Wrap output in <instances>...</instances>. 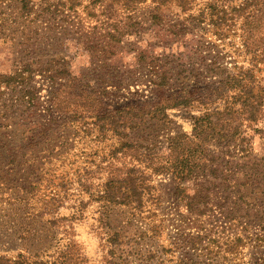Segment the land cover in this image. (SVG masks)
I'll return each instance as SVG.
<instances>
[{
	"label": "rangeland",
	"instance_id": "1",
	"mask_svg": "<svg viewBox=\"0 0 264 264\" xmlns=\"http://www.w3.org/2000/svg\"><path fill=\"white\" fill-rule=\"evenodd\" d=\"M211 1L226 9L237 0H32L29 14L16 15L11 31L5 30L8 38H0V75L26 62L34 73L25 88L18 86L29 95L0 88V264H60L67 255L72 264H193L190 242L198 223L207 241L233 237L210 211L197 217L174 194L166 136L184 134V149L192 150L198 140L187 109L197 115L202 104L190 99L191 108L168 109L167 120H150L122 140L154 144L155 154L146 159L144 148L115 152L120 139L91 120L52 112L46 78L66 69L80 81L106 87L104 101L112 108L157 103L147 82L155 73L171 74L178 89L192 85L204 93L222 76L248 67L254 84L264 87V59L250 62V47L243 46L246 38L250 46L259 43L264 23L248 33L239 20H210ZM47 120L56 127L35 145ZM258 127L264 124H250L246 137L250 149L264 156ZM206 148L225 151L221 145ZM133 166L146 186L142 209L102 208L107 178ZM253 254L243 246L220 252L214 261L248 264Z\"/></svg>",
	"mask_w": 264,
	"mask_h": 264
},
{
	"label": "trees",
	"instance_id": "2",
	"mask_svg": "<svg viewBox=\"0 0 264 264\" xmlns=\"http://www.w3.org/2000/svg\"><path fill=\"white\" fill-rule=\"evenodd\" d=\"M14 5L18 6L14 8ZM31 8L32 0H0V38H8L5 30L11 31L16 23V15L29 14ZM225 8L219 7L214 1L208 3L207 14L210 20H239V28L242 27L243 31L246 28L248 33L251 28L261 29L259 26L264 23V0H237L234 5L227 4ZM243 40V46L250 47L247 50L250 62L264 59V33L254 46L249 45L247 38ZM32 68V64L26 62L11 73L0 75V88L24 91L19 90L18 86L26 87L24 84L31 79L30 74L34 73ZM239 69L236 73L220 76L215 82L214 90L204 93L192 90V85L178 89L174 86L171 74L155 73L154 77H148L147 82L152 96L154 95L153 100L160 99L157 103L128 102L117 108L110 107L104 101L105 94L108 93L106 87L80 81L66 69L50 73L46 77L50 83L52 112L67 115L68 120H91L100 132L110 130L120 139V147H116L115 152L144 148L148 153L142 152L141 155L146 159H151L155 154L154 144L142 147L135 141L122 140L143 129L150 120H167L168 109L180 106L191 108L190 99L202 104L196 109L197 115H191L192 110L187 109L193 126L192 136L198 140L192 150L184 149L187 138L184 134L166 136L175 165V170L172 171V178L177 181L174 194L177 198L184 199L189 213L197 217L205 214L206 210L210 211L214 222L219 223L222 229L232 232L233 237H228L221 243L215 239H209L208 242L207 236L201 235L202 226L198 223L190 242L196 258L193 264H218L214 260L219 257L220 252L231 253L243 246L254 252L248 264H264V156L250 149V138L246 137V129L250 124H264V87L254 84L250 68ZM189 86L190 91L187 90ZM183 89L186 92L178 96ZM24 92L29 95L28 90ZM16 98L20 99L19 93ZM207 103L210 105L207 106ZM51 118L55 121L56 117ZM55 127L48 124L47 120L34 136V144L39 145L43 140H48V134ZM257 131L264 136V127H258ZM206 144L221 145L225 151L217 153L207 149ZM136 172L139 171L133 166L121 177L107 178L101 193V198L105 200L102 208L111 204L142 209V198L147 191L141 177L133 175ZM186 181H189L188 186L182 184ZM101 213L105 214V210L102 209ZM114 237L117 241V234ZM60 264H72L71 256L67 255Z\"/></svg>",
	"mask_w": 264,
	"mask_h": 264
}]
</instances>
